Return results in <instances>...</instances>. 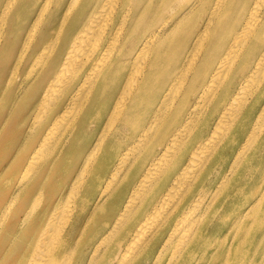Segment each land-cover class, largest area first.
<instances>
[{"label": "bare ground", "instance_id": "1", "mask_svg": "<svg viewBox=\"0 0 264 264\" xmlns=\"http://www.w3.org/2000/svg\"><path fill=\"white\" fill-rule=\"evenodd\" d=\"M154 1L0 0V264H264V0Z\"/></svg>", "mask_w": 264, "mask_h": 264}, {"label": "rangeland", "instance_id": "2", "mask_svg": "<svg viewBox=\"0 0 264 264\" xmlns=\"http://www.w3.org/2000/svg\"><path fill=\"white\" fill-rule=\"evenodd\" d=\"M203 0H201L202 2ZM181 4V1H175V0H170V2L166 3L165 5H168L167 10L162 13L160 12L161 16L160 18H170L171 16L176 15V10ZM159 6V0L154 1L151 4V7L147 10L148 13L153 14L156 10H158ZM186 11V10H185ZM147 19H154V17H150ZM175 20V17H174ZM155 27V26H152ZM193 33V25L191 22H185L183 23L173 34L169 35L166 41H169L167 46L171 47L172 50L177 53L180 49V47L183 45L185 47L186 44H189L193 40V36L191 37L190 35ZM14 143H1L0 144V160L3 162L5 158H7L11 152L12 149L14 148ZM25 155V154H24Z\"/></svg>", "mask_w": 264, "mask_h": 264}]
</instances>
